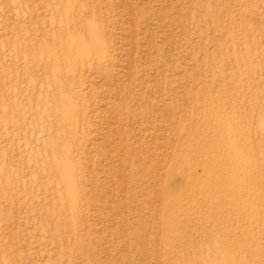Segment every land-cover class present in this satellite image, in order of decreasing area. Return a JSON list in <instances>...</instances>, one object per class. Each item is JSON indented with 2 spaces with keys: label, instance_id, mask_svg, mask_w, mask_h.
Here are the masks:
<instances>
[{
  "label": "rangeland",
  "instance_id": "rangeland-1",
  "mask_svg": "<svg viewBox=\"0 0 264 264\" xmlns=\"http://www.w3.org/2000/svg\"><path fill=\"white\" fill-rule=\"evenodd\" d=\"M0 264H264V0H0Z\"/></svg>",
  "mask_w": 264,
  "mask_h": 264
},
{
  "label": "bare ground",
  "instance_id": "bare-ground-1",
  "mask_svg": "<svg viewBox=\"0 0 264 264\" xmlns=\"http://www.w3.org/2000/svg\"><path fill=\"white\" fill-rule=\"evenodd\" d=\"M229 150L227 151L229 154H230V157H233V156H238L239 154H240V156L241 155H245V154H243L242 153V149H244V148H242L241 149V147H239L238 148V146L237 147H235V148H228ZM245 150V149H244ZM246 153V152H245ZM248 155V154H247ZM244 157H246V156H244ZM243 157V158H244ZM218 158V157H217ZM242 158V157H241ZM252 158V157H251ZM225 160V158H221V156H219V159H217L216 161H214V164H215V166H217V165H222L223 164V161ZM245 160V159H244ZM245 161H248V160H245ZM251 164H252V162H253V160H252V162L251 161H249ZM256 162V161H255ZM254 162V163H255ZM241 163H243V162H241ZM250 163H247V164H250ZM253 163V164H254ZM244 164V163H243ZM243 164H241L240 165V163L238 164V163H230L229 164V167H232V172H233V177H232V181H230V182H228V184H227V189L229 190V189H231V187L232 186H234V185H237V182L239 183V184H241V188H240V186L238 187V189L236 188V190H237V193H238V191H239V188L241 189V194H240V196L239 197H241V198H243V192H245L246 191V183H245V181H246V179L248 178V171H249V174L250 175H252V173L254 174V172H252V170H251V168H250V170H247L246 168H247V166H246V168L245 167H243V168H241V169H239V167L241 166H243ZM240 165V166H239ZM66 166V165H65ZM253 166V165H252ZM254 166H256V165H254ZM249 167L250 166H248V169H249ZM67 169L66 170H68V168H69V170L71 169V165L70 164H68L67 163V167H66ZM253 168H255V167H253ZM239 169V170H238ZM239 171H241L240 172V174H239ZM250 171L252 172V173H250ZM69 174V173H68ZM70 175V174H69ZM69 175H68V179L70 180L71 178L69 177ZM66 176V175H65ZM218 176V175H217ZM254 176V175H253ZM252 176V179H250V181L252 180L253 181V177ZM256 177V176H255ZM65 178H67V177H65ZM257 178H259V177H256V179ZM67 179V180H68ZM70 184L72 185V182L70 181ZM250 184V183H249ZM246 185V186H245ZM69 186V185H68ZM234 187H236V186H234ZM233 187V188H234ZM74 188V187H73ZM231 190H235V188L234 189H231ZM72 193H74V192H72ZM231 193H233V191H231ZM246 193V192H245ZM248 193H249V189H248ZM76 195V194H75ZM245 195V194H244ZM71 197V196H70ZM234 197V196H233ZM237 197V196H236ZM236 197H234V198H236ZM238 197V198H239ZM248 197V196H247ZM73 199H75V198H73ZM231 199H232V197H231ZM240 199V198H239ZM245 199H246V197H245ZM241 200V199H240ZM235 201V200H234ZM244 201V199H242V202ZM246 201V200H245ZM247 201H248V198H247ZM75 202V201H74ZM234 202H232V204H233ZM249 203V202H248ZM248 203H246V204H248ZM229 204H231L230 202H229ZM243 204V203H242ZM245 204V205H246ZM236 204H234V206H235ZM228 206H230V205H228ZM249 206H250V204H249ZM248 206V208H250ZM251 206H252V204H251ZM231 207V206H230ZM237 207V206H236ZM235 207V208H236ZM253 207H256V206H253ZM241 208V207H240ZM245 208V207H244ZM258 208V206L256 207V209ZM233 209V208H232ZM237 209V208H236ZM243 209V208H242ZM254 209V208H253ZM240 210V209H239ZM248 210H251V209H248ZM241 211V210H240ZM245 211H247L246 209H245ZM248 212V211H247ZM253 212H255V210H253ZM241 213H243V212H241ZM258 213V212H257ZM249 214H252V213H249ZM248 214V215H249ZM247 215V214H246ZM253 215V214H252ZM251 216V215H250ZM254 216H255V214H254ZM256 217H258V216H256ZM245 218V217H244ZM250 219H252V216H251V218L249 217V220ZM251 221V220H250ZM254 221H256V220H254ZM253 223V222H252ZM252 223H251V225H252ZM253 225H254V223H253ZM252 225V226H253ZM254 227V226H253ZM250 232H252V230L250 231ZM252 234V233H251ZM248 235V234H247ZM250 235V234H249ZM249 235L247 236L248 238H249ZM253 237H254V234H253ZM249 239H251V238H249ZM231 248V247H230ZM230 251H229V254H227V255H225V253H224V255L223 256H225V258H229V260L228 261H230V260H232V258H233V250H232V252H231V249H229ZM230 253H231V255H233L232 257H231V255H230ZM236 255V254H235ZM236 258H237V256H236ZM225 261H226V259H225Z\"/></svg>",
  "mask_w": 264,
  "mask_h": 264
}]
</instances>
